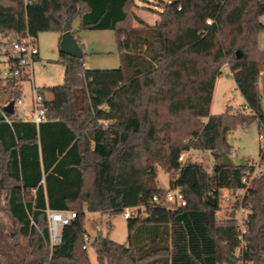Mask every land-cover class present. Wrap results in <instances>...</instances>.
Instances as JSON below:
<instances>
[{
	"label": "trees",
	"instance_id": "1",
	"mask_svg": "<svg viewBox=\"0 0 264 264\" xmlns=\"http://www.w3.org/2000/svg\"><path fill=\"white\" fill-rule=\"evenodd\" d=\"M263 14L264 0H171L148 24L135 14L132 0H0V36L6 46L0 62L10 44L26 34L37 39L40 33L61 35L68 28L75 38L71 22L78 18L80 29L114 32L121 64L88 70L81 59L59 53L63 83L40 87L47 121L23 122L14 110L5 113L8 124L0 112V173L14 226L7 236L0 228V256L8 264H90L82 249L84 210L114 216L137 208L126 219L125 244L93 239L98 264H225L234 259L239 247L235 224L217 225L215 212L221 190L243 189L242 178L252 167H224L221 161L231 152L226 139L236 126L264 121L258 88L264 52L257 47ZM223 66L249 113L227 107L210 115ZM3 80L8 99L0 110L20 100L23 81ZM190 149L211 152L210 172L188 158L178 162ZM158 168L169 174L170 189L181 188L184 207L166 210L164 190L156 186ZM244 201L250 212L242 258L264 264V176L252 181ZM46 209L77 214L50 253Z\"/></svg>",
	"mask_w": 264,
	"mask_h": 264
},
{
	"label": "rangeland",
	"instance_id": "2",
	"mask_svg": "<svg viewBox=\"0 0 264 264\" xmlns=\"http://www.w3.org/2000/svg\"><path fill=\"white\" fill-rule=\"evenodd\" d=\"M133 11L148 24H154L158 19L157 13L160 12L163 6L171 2V0H132ZM261 24L264 25V14L259 18ZM132 26H136L132 22ZM71 31L75 34V39L83 48L82 62L88 70H111L120 67V57L117 51L115 35L113 31L101 30L90 31L80 29V22L75 18L71 22ZM59 38L60 34L55 32H43L38 34L36 44L39 49V61L33 65V83L39 87L59 86L63 83L64 68L58 63L59 61ZM5 39L0 36V55L5 51ZM257 47L264 52V33L258 35ZM8 48V47H7ZM2 58V57H0ZM3 68V63L0 62V70ZM230 70L227 66H223L216 79V87L214 90L212 102L210 105L211 115H220L225 112L227 107H231L234 111L242 110L244 100L236 89L232 77H229ZM259 79V78H258ZM6 81L0 77V105L8 98L4 92ZM259 93L261 96L262 106L264 109V78L259 81ZM48 98V97H47ZM21 101L24 105H15L16 115L20 118H25L31 111L30 101V83L24 81L22 83ZM244 113H249V110H242ZM257 121H252L249 124L238 125L227 135V144L234 152L235 156L231 157L234 165L251 166L252 171L247 172L244 176L246 179V190L251 187L254 179L264 176V165L260 163V149L264 147V141L258 139ZM186 159L194 163L200 164L204 169L210 172L215 160L210 151H198L190 149L186 151ZM176 177V176H175ZM169 174L164 172L162 168L157 169L156 186L161 190H166L169 187ZM6 182L2 172L0 173V228L4 236L14 233V226L7 213L6 198L7 191L5 189ZM234 191L228 190L227 195H231ZM220 192L218 198V209L215 212L217 225H224L230 222L235 224V232L239 234L242 230L241 219L245 218V213L240 209V204L244 206L245 196L237 197L238 201L233 199L225 202L223 195ZM237 203V204H236ZM234 212V217L230 214ZM84 229L85 234L91 239V242L100 233L103 237H108L111 241L117 244H125L127 242V220L123 214L108 216L100 213H88L84 210ZM238 236V235H237ZM245 236L243 239L245 240ZM238 241V239H236ZM246 241V240H245ZM241 244V243H240ZM47 251L50 253V246L47 245ZM90 264H98L94 248L89 244L86 250ZM234 264H245L242 262L238 249L234 251ZM0 264H8V262L0 256ZM226 264V262H225ZM249 264V263H248Z\"/></svg>",
	"mask_w": 264,
	"mask_h": 264
},
{
	"label": "built area",
	"instance_id": "3",
	"mask_svg": "<svg viewBox=\"0 0 264 264\" xmlns=\"http://www.w3.org/2000/svg\"><path fill=\"white\" fill-rule=\"evenodd\" d=\"M180 11V7L177 8ZM211 20H207L206 24L210 25ZM39 51L38 46L36 44V39L29 36L28 34L24 36H20L18 39L14 40L9 46V53L5 61L3 62V68L0 70V77L2 79H19L22 78V82L28 81L30 83V93H31V101L30 107L31 111L27 116L29 121L35 125L44 123L47 121L46 119V106H45V96L41 92V88L35 86L33 83V65L39 61L38 59ZM229 77H232V74H229ZM24 105V102L18 100L14 102V110L15 105ZM242 110H248L246 106L242 107ZM1 115L4 118V121L10 124L9 119L6 117L5 112L0 110ZM258 139L264 141V121L260 122L258 125ZM234 152H230L228 157H234ZM186 152H182L178 157V162L181 164L186 160ZM242 184H244L243 189L235 190L231 195H227L226 192L228 190H221L223 195V199L225 202H229L232 199L234 201H238L237 197L240 195L246 196V179L242 178ZM158 198L156 196L153 197V201H157ZM162 203L166 210L174 211L186 205V200L181 191L180 187H173L170 189L164 190ZM240 209L245 213V218L241 219L242 230L239 231V234H236V239H238L239 247L237 248L242 258L243 252L247 250V243L243 239L244 235L247 234V218L250 212L249 208L244 207L240 204ZM137 208H128L123 211V217L125 219H129L132 217ZM45 215L48 224V245L52 250L53 247L60 245L61 243V230L71 225V223L76 219L77 214L74 211H55V210H45ZM238 235V236H237ZM241 243V244H240ZM89 244H91V239L88 235H84L83 237V246L82 249L87 250ZM242 262L243 261L242 258ZM248 264V263H245Z\"/></svg>",
	"mask_w": 264,
	"mask_h": 264
},
{
	"label": "water",
	"instance_id": "4",
	"mask_svg": "<svg viewBox=\"0 0 264 264\" xmlns=\"http://www.w3.org/2000/svg\"><path fill=\"white\" fill-rule=\"evenodd\" d=\"M59 52L67 56H70L72 58H76V59H82L83 57L81 45L78 44V42L73 37L72 33L70 32L68 28H65L60 35ZM236 57H240V54L238 52H236ZM2 111L7 114H12L14 112V101H11L7 105L3 106ZM221 164L224 167H230L233 165L231 159L228 157L227 154H223ZM206 198H207L208 204L211 207L216 206V202L213 197L208 195ZM230 217L231 218L234 217V212H231ZM100 236L101 234L98 233L97 237H100ZM226 264H234V263L232 260H226Z\"/></svg>",
	"mask_w": 264,
	"mask_h": 264
},
{
	"label": "crops",
	"instance_id": "5",
	"mask_svg": "<svg viewBox=\"0 0 264 264\" xmlns=\"http://www.w3.org/2000/svg\"><path fill=\"white\" fill-rule=\"evenodd\" d=\"M76 38V37H75ZM60 39V38H59ZM36 41H37V39H36ZM82 48V47H81ZM38 51H39V49H38ZM82 53H83V48H82ZM38 59H39V55H38ZM40 60V59H39ZM84 68H85V66H84ZM261 78H264V73H261L260 74V76H259V79H258V88H259V81H260V79ZM37 87H39V86H37ZM215 87H216V81H215V85H214V90H215ZM214 90H213V94H214ZM21 95H22V84H21ZM47 97L50 99L51 98V96L50 95H47ZM212 98H213V96H212ZM21 100V99H20ZM212 102V101H211ZM16 113V112H15ZM16 115V114H15ZM211 115V114H210ZM16 117V119H18V120H21V121H23V122H30L29 121V119H28V117L26 116L25 118H20L19 116H15ZM31 123V122H30Z\"/></svg>",
	"mask_w": 264,
	"mask_h": 264
}]
</instances>
